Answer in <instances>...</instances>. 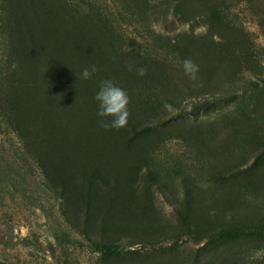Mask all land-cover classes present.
Instances as JSON below:
<instances>
[{
  "label": "rangeland",
  "instance_id": "obj_1",
  "mask_svg": "<svg viewBox=\"0 0 264 264\" xmlns=\"http://www.w3.org/2000/svg\"><path fill=\"white\" fill-rule=\"evenodd\" d=\"M0 264H264V0H0Z\"/></svg>",
  "mask_w": 264,
  "mask_h": 264
},
{
  "label": "clouds",
  "instance_id": "obj_2",
  "mask_svg": "<svg viewBox=\"0 0 264 264\" xmlns=\"http://www.w3.org/2000/svg\"><path fill=\"white\" fill-rule=\"evenodd\" d=\"M183 70L185 75L191 80L197 79V73L200 71L199 66L190 58L183 61ZM16 65H13L15 68ZM129 72H135L137 76L143 77L147 74L145 67H135L133 62H129L127 65ZM98 72V68L95 64L85 67L80 77L84 80L90 79L94 74ZM94 99L98 102L97 115L101 118L112 117L111 121L101 119L100 126L104 129H120L125 127L130 118V112L128 105L130 103V97L128 93L119 87L111 79H104L100 81V87L96 93ZM166 108L170 107L165 105Z\"/></svg>",
  "mask_w": 264,
  "mask_h": 264
},
{
  "label": "trees",
  "instance_id": "obj_3",
  "mask_svg": "<svg viewBox=\"0 0 264 264\" xmlns=\"http://www.w3.org/2000/svg\"><path fill=\"white\" fill-rule=\"evenodd\" d=\"M33 2L35 3V0H33ZM17 9V8H16ZM18 10V9H17ZM28 14L33 12V7H30V5H28ZM19 11V13H18ZM16 13H18V21L22 22V24H28L27 22V18H26V11L24 10L23 7H20V10H18Z\"/></svg>",
  "mask_w": 264,
  "mask_h": 264
}]
</instances>
